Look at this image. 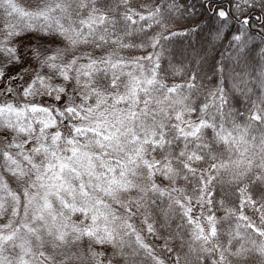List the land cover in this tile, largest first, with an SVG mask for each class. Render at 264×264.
<instances>
[{"label":"snow or ice","instance_id":"6c2138e0","mask_svg":"<svg viewBox=\"0 0 264 264\" xmlns=\"http://www.w3.org/2000/svg\"><path fill=\"white\" fill-rule=\"evenodd\" d=\"M0 264H264V0H0Z\"/></svg>","mask_w":264,"mask_h":264}]
</instances>
